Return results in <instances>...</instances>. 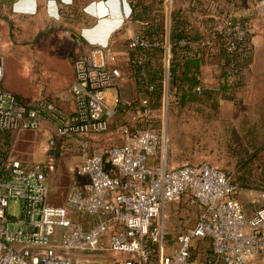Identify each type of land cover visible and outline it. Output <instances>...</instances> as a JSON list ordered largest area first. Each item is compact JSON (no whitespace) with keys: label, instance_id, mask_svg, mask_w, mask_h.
Instances as JSON below:
<instances>
[{"label":"built area","instance_id":"2783aa9c","mask_svg":"<svg viewBox=\"0 0 264 264\" xmlns=\"http://www.w3.org/2000/svg\"><path fill=\"white\" fill-rule=\"evenodd\" d=\"M256 9L264 11V0ZM168 29L161 43L140 33L130 39L131 47L160 44L164 48L165 75L170 58ZM218 29L229 38L228 51L236 49L232 40L242 41L248 34L236 18L225 20ZM91 45L73 61L69 112L52 100L27 102L4 89L0 56V264H196L190 250L199 239L209 241L207 264H264V191L260 205L247 215L236 198L239 189L231 174L207 163L168 168L159 134L150 126L116 124L121 144L84 152L63 204L49 202L54 136L68 139L105 133L113 120L114 107L107 98L121 78L116 53L109 42ZM144 57L140 53L126 61L136 65ZM151 92L148 86L142 117L148 115ZM47 127L45 162L27 164L12 156L8 137ZM184 196L198 206L197 219L192 228L173 238L170 251L165 252L160 217L168 204ZM11 207L17 208V215L9 213ZM105 252L121 253L123 258L95 260L68 254Z\"/></svg>","mask_w":264,"mask_h":264},{"label":"rangeland","instance_id":"374dc122","mask_svg":"<svg viewBox=\"0 0 264 264\" xmlns=\"http://www.w3.org/2000/svg\"><path fill=\"white\" fill-rule=\"evenodd\" d=\"M259 1L162 0L159 5L157 0H147V3L152 4L153 13L159 10V19L166 29L171 14L176 12L191 25V33H206L221 27L225 20L236 18L252 35L253 27L249 22L252 14L251 11L246 12V6L253 3L256 9ZM22 21L13 22L10 26L7 53L0 54L4 63L2 86L19 93L27 102L52 100L67 112L65 109L71 106L69 86L73 78L72 65L80 55L75 53L78 46L68 38L69 31L66 29H52V25L48 24L43 29L44 33L42 31L35 36ZM113 45L121 72L118 85L110 91L111 96L116 91L114 122L132 128H154L159 134L162 158L168 168L184 163H207L228 172L244 184L239 187L236 196L244 212H253L260 205L259 196L264 191V61L259 48L254 56L252 46L250 61L239 74L243 77L244 86L233 101L222 99L218 93L216 66L203 65V86L195 100L181 104L172 91L168 94L164 83L163 94L159 97L151 95L148 115L142 117V101L147 98V93L136 81L134 70L137 68L126 61L129 57L127 50L131 46L127 49V43L123 41ZM87 49L85 44L80 47L81 52ZM253 59L255 65L252 68ZM161 71L164 77L163 69ZM108 131L111 132L110 137H72L65 139L60 148L56 147L58 152L54 156V168L48 175L51 204H63L69 186L77 178V168L84 152L91 153L94 149L121 144L116 127ZM49 136L50 133L45 130L13 133L9 138L12 156L27 164L45 162L48 157L44 155L43 147ZM198 210L189 196L166 206L160 217L165 226V252L170 251L177 234L193 227ZM9 213L17 215V208L11 207ZM209 248L207 239L194 240L191 259L196 264H207ZM68 254L95 260L123 258L121 253L110 252Z\"/></svg>","mask_w":264,"mask_h":264},{"label":"trees","instance_id":"16d2710c","mask_svg":"<svg viewBox=\"0 0 264 264\" xmlns=\"http://www.w3.org/2000/svg\"><path fill=\"white\" fill-rule=\"evenodd\" d=\"M157 1L161 5L162 0ZM128 2L131 7V19L141 24V29L136 33H140L151 42L153 39L158 43L163 42L166 32L161 19H159V10L156 9L153 13V6L151 3H147V0H128ZM190 29L191 25L182 15L176 12L171 14L167 35L170 50L167 75H165L163 66L164 48L160 44L148 47L135 45L127 50L130 59L140 53L145 55L140 64H132L137 68L134 70L137 74V83L144 87L147 94L148 86H152L151 95L154 97L163 94L164 83H166L168 94L172 91L178 96L179 102L184 104L187 101L195 100L197 92L201 91L203 86L202 66L215 65L218 71V93L222 99L233 101L244 86L243 77L239 74L243 71L242 69L246 68L251 58V35L248 33L242 41L232 40L236 49L228 51L225 44L229 38L225 37L219 29L209 30L206 33L199 31L191 33ZM130 41L127 42V49L130 46ZM161 69H163L164 77L161 74ZM54 139L58 148L65 140V138L57 136H54ZM53 152L57 155L58 149L54 148ZM231 178L232 183L238 189L244 186L232 175Z\"/></svg>","mask_w":264,"mask_h":264},{"label":"crops","instance_id":"0c3cea01","mask_svg":"<svg viewBox=\"0 0 264 264\" xmlns=\"http://www.w3.org/2000/svg\"><path fill=\"white\" fill-rule=\"evenodd\" d=\"M0 4V54L7 53L10 26L13 22L20 20H23L25 28L30 32L33 31L35 36L48 24L52 25V29L60 27L62 30H68V38L78 46L75 53L80 55L88 51L91 44L109 42L114 46V43L122 41L127 43L141 29L140 22L131 19V7L128 0H0ZM255 10L253 3L246 6V12L251 11L252 14L249 22L253 27L251 43L254 56L259 48V52L263 53L261 55L264 61V12L256 13ZM84 44L88 46V49L81 52L80 47ZM253 65H255L254 59L252 68ZM262 80L264 81V70ZM111 90L108 92L107 103L115 106L116 91L114 96H111ZM11 92L19 95L15 91ZM72 108L71 101L70 109L65 110L69 112ZM116 124L113 118L109 130L116 127ZM45 131L50 130L47 127ZM110 133L107 131L88 137H110Z\"/></svg>","mask_w":264,"mask_h":264}]
</instances>
